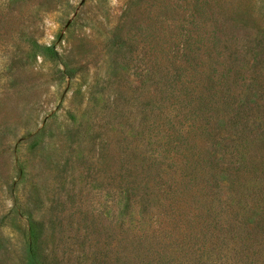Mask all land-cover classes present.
Masks as SVG:
<instances>
[{"label":"rangeland","instance_id":"1","mask_svg":"<svg viewBox=\"0 0 264 264\" xmlns=\"http://www.w3.org/2000/svg\"><path fill=\"white\" fill-rule=\"evenodd\" d=\"M7 1L15 11L3 18L0 10V264H32L36 251L40 264H141L140 227L151 218L150 233L164 236L166 220L161 207L146 216L127 207L126 170L114 156L138 164V141L152 151L161 135L152 128L165 124L166 133L192 108L175 119L166 103L170 121L156 117L160 80L141 84L140 63L127 52L153 58L150 51L174 41L175 27L186 28L195 1L214 10L216 0ZM219 11L233 17L234 38L220 45L224 58L204 55L202 66L206 83L212 69L219 79L212 126L231 136L217 147L209 193L224 219L229 203L246 209L248 226L235 223L205 254L211 264H264V0H219ZM228 70L237 80L224 89ZM220 92H228L225 101ZM235 148L244 154L232 157ZM204 226L197 232L210 239L214 227Z\"/></svg>","mask_w":264,"mask_h":264},{"label":"trees","instance_id":"2","mask_svg":"<svg viewBox=\"0 0 264 264\" xmlns=\"http://www.w3.org/2000/svg\"><path fill=\"white\" fill-rule=\"evenodd\" d=\"M192 1L188 2V5H191ZM6 2L9 1L5 0L0 8L3 18L13 15L15 11L9 6L5 8ZM210 6L207 1L200 3L195 1L193 12L182 21L186 22V28L175 27L174 41L170 45H158L157 49L150 51L153 52V58L150 55L147 56L145 50H140L138 54L133 50L127 52L128 57L132 58L130 61L140 63L141 71L138 78L141 84L154 78L160 80L156 82L154 88V92H160L159 97L154 96L155 100L151 106L158 111L156 117H165L170 121L169 114L165 112L166 103H170L171 110H177L175 119L181 110L187 111L190 107L192 108L185 113L183 122L178 125L169 124L166 127V133L163 132L165 124L152 128L161 133L152 151L149 152L145 148L147 146L144 147L145 140L138 141L133 152V156L141 158L138 164L133 163L135 159L129 156L125 158L114 156L116 162L124 163L126 170L123 176V191L127 207L132 210L134 207L141 206L140 213L145 216L154 208L161 207L162 212L159 215H163L166 220L164 236L160 235L162 231L158 235L150 233L151 218L140 227L138 242L144 249L143 257H139L141 264H185V262L193 264L195 260L199 263L203 261V264H211L213 260L205 254L211 249L207 247V243L218 246V241L224 237L223 232L232 229L235 223L245 222L244 227L248 226V221L245 220V215L248 213L246 209L234 208L229 203L225 213L227 219H224L223 214L215 210L217 205L209 193L212 187L209 180L215 177L214 170L219 167V148L217 147L222 141H230L231 134L224 132L225 136H219L218 128L212 126V119L219 114V104H217L219 103V79L217 81L213 79L215 70L212 69L208 72L212 78L208 77L207 83L205 82L203 56L207 55V58L213 62H217L219 57L224 58L226 54L219 53V47L222 43L226 44L234 38L236 29L235 25L230 24L233 17L219 11V0H216L214 10ZM10 19L12 17L8 20ZM3 22L6 23V20L3 19ZM35 45L39 52H51L58 56L54 49L41 46L37 42ZM229 56L232 57L231 52ZM231 72L232 70H228L221 74L225 79L223 80L224 89L230 88V82L235 83V79L237 80L229 76ZM220 93L225 101L228 98V92ZM190 119H193L192 123L186 124ZM231 119H234V116ZM150 132L152 130L149 129V134ZM242 149L245 150V147L242 146ZM240 153L244 154L235 148L231 154H234L232 157H236ZM229 166L232 168L227 167V170L239 173L237 168ZM197 224L202 229L206 224L208 232L211 227H214V232H211L210 236V239L214 238V241L207 239L206 233L197 232ZM222 224H224L223 227ZM131 225L129 230L133 229ZM158 227L160 229L162 223ZM217 231L223 234L215 235ZM176 232L177 235L180 233L177 238L173 236ZM173 244L178 253L176 258L171 254ZM36 252L32 256V264H40L39 253ZM206 255L209 261L207 263L204 260ZM186 256H190L189 259ZM180 257H184V260L182 261Z\"/></svg>","mask_w":264,"mask_h":264}]
</instances>
